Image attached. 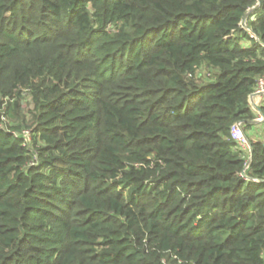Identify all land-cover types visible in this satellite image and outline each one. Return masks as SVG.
Masks as SVG:
<instances>
[{"label":"trees","instance_id":"1","mask_svg":"<svg viewBox=\"0 0 264 264\" xmlns=\"http://www.w3.org/2000/svg\"><path fill=\"white\" fill-rule=\"evenodd\" d=\"M261 81L264 0H0V264H264Z\"/></svg>","mask_w":264,"mask_h":264},{"label":"built area","instance_id":"2","mask_svg":"<svg viewBox=\"0 0 264 264\" xmlns=\"http://www.w3.org/2000/svg\"><path fill=\"white\" fill-rule=\"evenodd\" d=\"M259 94L264 92V83L261 81L259 84V89L257 91ZM2 124H0L1 127ZM232 136L234 141L236 142L237 147L243 151L247 152L249 150V142L245 137V134L243 133L242 129L240 128V123L235 124L232 127ZM25 135L28 134L27 131L24 132Z\"/></svg>","mask_w":264,"mask_h":264},{"label":"rangeland","instance_id":"3","mask_svg":"<svg viewBox=\"0 0 264 264\" xmlns=\"http://www.w3.org/2000/svg\"><path fill=\"white\" fill-rule=\"evenodd\" d=\"M257 94H259V93H257ZM255 95H256V93H255ZM263 95V93L262 94H260V95H258V96H262ZM254 103H255V101H254ZM259 104V103H258ZM2 119H3V121H5L6 123H8V119L6 120L4 117H2ZM254 121V123H256V124H253V125H249L248 123H240L241 125H240V128L242 129V131H243V133L245 134H247V136L249 137V138H247V136L245 135V137H246V139L248 140V141H250V140H255V136L256 135H259L260 136V133H259V130H261V123H262V121H263V119L260 117L259 118V116H258V118H256L255 120H253ZM250 130V131H249ZM247 158V157H246Z\"/></svg>","mask_w":264,"mask_h":264},{"label":"water","instance_id":"4","mask_svg":"<svg viewBox=\"0 0 264 264\" xmlns=\"http://www.w3.org/2000/svg\"><path fill=\"white\" fill-rule=\"evenodd\" d=\"M258 4H259V2H258ZM256 7H257V5L254 6V7L252 8V10H254ZM247 16H248V14H246V15L244 16V18H243V24H244V26H245V21H246V19H247ZM253 18H254V17H251V19H253ZM252 96H254V95H252ZM253 108L256 109V111H258V112L260 113V109H259L256 105H253Z\"/></svg>","mask_w":264,"mask_h":264},{"label":"bare ground","instance_id":"5","mask_svg":"<svg viewBox=\"0 0 264 264\" xmlns=\"http://www.w3.org/2000/svg\"><path fill=\"white\" fill-rule=\"evenodd\" d=\"M257 93H258V92H256V95L254 94V96H258V95L262 94V93H260V94H257ZM252 97H253V96H252ZM251 105H252V107H253V105H255L253 101L251 102Z\"/></svg>","mask_w":264,"mask_h":264},{"label":"crops","instance_id":"6","mask_svg":"<svg viewBox=\"0 0 264 264\" xmlns=\"http://www.w3.org/2000/svg\"><path fill=\"white\" fill-rule=\"evenodd\" d=\"M249 125H253V123H249ZM250 131V130H249ZM245 135L247 136V134L245 133ZM256 137H258L257 135L255 136V138ZM247 138H249L248 136H247ZM254 141V140H253Z\"/></svg>","mask_w":264,"mask_h":264}]
</instances>
